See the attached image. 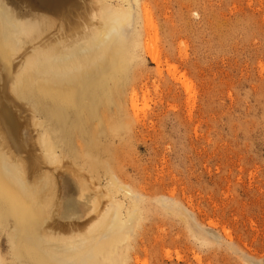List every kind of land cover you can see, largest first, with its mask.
<instances>
[{"label":"rangeland","instance_id":"rangeland-1","mask_svg":"<svg viewBox=\"0 0 264 264\" xmlns=\"http://www.w3.org/2000/svg\"><path fill=\"white\" fill-rule=\"evenodd\" d=\"M140 6L142 19L144 7L151 13L154 28L146 33L143 22L142 29L162 73L143 51L134 72L136 121L132 91L121 101L136 124L112 141L111 170L145 196L144 216L120 244L121 264H264V0ZM174 67L190 90L169 76ZM66 179L72 183L60 194L78 213L68 219L81 214L83 223L95 211L75 177ZM0 236L1 260L10 263L7 234Z\"/></svg>","mask_w":264,"mask_h":264},{"label":"bare ground","instance_id":"bare-ground-1","mask_svg":"<svg viewBox=\"0 0 264 264\" xmlns=\"http://www.w3.org/2000/svg\"><path fill=\"white\" fill-rule=\"evenodd\" d=\"M111 1L0 0V233L11 258L4 263L0 247V264H121L120 244L143 215L145 196L111 170L112 141L136 124L121 101L132 91L136 121L142 52L159 74L162 63L145 41L148 8L142 19L141 0ZM168 74L190 90L185 73ZM67 175L95 211L80 224L60 194Z\"/></svg>","mask_w":264,"mask_h":264}]
</instances>
